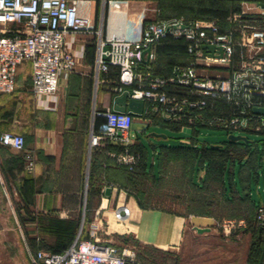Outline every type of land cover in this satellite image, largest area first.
Wrapping results in <instances>:
<instances>
[{
    "label": "crops",
    "instance_id": "obj_1",
    "mask_svg": "<svg viewBox=\"0 0 264 264\" xmlns=\"http://www.w3.org/2000/svg\"><path fill=\"white\" fill-rule=\"evenodd\" d=\"M160 1L106 0L103 3L90 0L79 3L82 15L92 19V30L89 34L79 33L69 38L76 68L70 75L60 78L58 102L46 108L33 96L29 62L21 63L17 69L14 93L0 94V136L11 132L22 135L25 142L22 151L0 145V224L17 231L21 248L17 257L28 264H32V256L39 249H64L77 237L89 239L92 225L99 242L133 250L140 264H239L240 251L243 264H249L247 257L254 235L262 240L260 264H264V230L260 231L264 226L255 218L192 212L217 211L223 206L243 208L244 203L252 212L264 207V115L249 121L239 132L225 131L227 136L246 137L260 152L256 158L245 155L240 160L227 162L219 173L213 171L208 161L196 158L183 170L177 158L167 155L164 160L160 152L163 148L180 146L222 147L232 141L226 138L212 143L199 136L201 129L223 130L201 126L181 128L180 125L176 129L167 124L147 125L136 120L144 128H132L134 142H140L149 153L148 164L152 171L149 198H140L138 189L128 185L126 166L110 156L121 153L110 147L112 144L90 151L91 132L106 131V121L98 117L97 112L114 109L121 96L113 91L119 77L115 69H111L106 83L95 84L93 73L99 41L107 38L138 41L146 23L174 19L186 23L206 21L198 16L200 4L206 0H185L193 4V9L187 8L185 13L171 14L167 18L160 15ZM250 2L258 8L253 13H236L241 17L235 22L232 20V26L239 28L256 21L264 27V0ZM252 16L258 20H251ZM235 31L232 30L239 41L240 35ZM165 46L169 43L160 47ZM158 48H152V59L144 62L145 68L150 69L152 62L155 66L162 62L160 58L164 57L156 52ZM241 50L238 47L236 64ZM189 61L186 58L183 64L172 67L167 77L157 76L172 77L177 68ZM26 75L28 88L25 87ZM27 100H31L32 106ZM142 108L144 110L145 105ZM150 126L170 131L189 129L188 141L171 145L148 140L146 145L137 135ZM154 134L149 136L166 139L164 135ZM27 156L31 166H28ZM164 161L167 166L163 165ZM230 222L232 227H229Z\"/></svg>",
    "mask_w": 264,
    "mask_h": 264
},
{
    "label": "built area",
    "instance_id": "obj_2",
    "mask_svg": "<svg viewBox=\"0 0 264 264\" xmlns=\"http://www.w3.org/2000/svg\"><path fill=\"white\" fill-rule=\"evenodd\" d=\"M88 1L0 0V94L14 93L17 69L29 62L33 96L46 108L58 102L60 78L76 68L69 38L92 30L91 17L82 15L79 6ZM240 17L236 15L232 20ZM235 32L240 35L239 41L234 32L221 30L213 21L186 23L174 19L148 23L138 41L100 40L93 73L95 84L106 83L109 68L115 67L119 77L113 91L118 95L127 93L129 99L142 102L145 109L139 114L115 109L97 112L106 121V131L91 132L90 151L107 144L121 147V153L110 156L131 170L138 162V155L129 150L134 143L132 125L136 120L152 124L146 114L181 128L215 127L228 133L239 132L256 120L254 108H264V27L251 22L240 25ZM167 37L184 40L190 61L165 79L140 66L146 60L143 53L150 49L149 63L152 48ZM204 46L214 49L209 53ZM238 47L243 51L236 64ZM24 143L19 134L6 132L0 136V145L15 151H22ZM256 221L264 226V207L257 208ZM95 229L92 225L89 239L77 237L63 253L37 250L32 264H140L133 250L99 242Z\"/></svg>",
    "mask_w": 264,
    "mask_h": 264
},
{
    "label": "trees",
    "instance_id": "obj_3",
    "mask_svg": "<svg viewBox=\"0 0 264 264\" xmlns=\"http://www.w3.org/2000/svg\"><path fill=\"white\" fill-rule=\"evenodd\" d=\"M205 3V4H203ZM223 1L222 0H206L205 2H201L200 4V13L199 18H207V17H214V18H223L227 15V8L225 6L223 7ZM187 8L193 9V4L186 2L185 0H162L160 1V15L164 18H167L171 14H181L185 13ZM199 6L197 4L196 9L198 10ZM195 9V8H194ZM196 10V11H197ZM148 24V23H146ZM164 43H169V46L160 47ZM159 48L157 49V53H162V57L160 60V64L157 66L154 65V62L150 63L149 67L150 69L145 68V66L142 64L140 66V69L143 71L149 70L153 76L158 77L157 75H161L162 77H167L166 75L169 74L172 70V67L183 64V62L188 59H190V56L187 51L186 44L184 40H172L171 38L167 37L163 39L159 44H157ZM160 49V50H159ZM167 60L165 61V57H167ZM164 60V62H163ZM163 68V69H162ZM111 69H115V71H119L115 67H110L109 72L107 73V77L109 78L111 74ZM164 72L162 73V71ZM118 80L115 82V85L117 84ZM146 117L150 118L152 120V124L160 123V124H167L170 125V128H176L178 129V125H173L171 123H165L159 119H157L152 114H146ZM177 126V127H176ZM113 149H117L118 152H122L123 148L118 147L116 145H110ZM130 152L138 155V162L135 166L129 170L128 167H126L127 170V176H128V185L131 188L138 189V195L140 198H146L150 197V189H149V183L152 176V171L150 169V165L148 164V151L146 148L139 142H134L133 145L130 147ZM260 151H258L257 145L254 143H242V142H226L222 147L219 148H184V147H176V148H163L160 152V155L164 157V160L167 155H171L172 158H177L179 160L180 166H182L183 170H186L190 167V164H192L193 159H199L200 161L206 160L208 161L212 169L215 173H219L220 170L225 166L227 162H231L234 160H237L245 155L249 156V158H256L257 154ZM170 156V157H171ZM166 164V165H165ZM164 166H167V163L164 161ZM224 165V166H223ZM165 169V168H164ZM243 209H245V205L249 209H251L247 203L242 204ZM242 207V206H240ZM258 208V207H257ZM254 211V217L256 221V210ZM239 209L242 208H235V207H226L223 206L221 210H228L233 211V213H226L227 217H236ZM215 211V210H212ZM218 211V210H217ZM237 211V213H236ZM217 214V212H215ZM212 213V214H215ZM238 217V216H237ZM253 217V219H254ZM257 222V221H256ZM264 230V227L262 228V232ZM73 243L69 244V246L64 249H49L53 253H63L65 250H67ZM262 240H258L257 236L254 235V240L249 252V261L251 264H260L262 260Z\"/></svg>",
    "mask_w": 264,
    "mask_h": 264
},
{
    "label": "rangeland",
    "instance_id": "obj_4",
    "mask_svg": "<svg viewBox=\"0 0 264 264\" xmlns=\"http://www.w3.org/2000/svg\"><path fill=\"white\" fill-rule=\"evenodd\" d=\"M223 1V7L227 8V15L223 18H214V17H207L206 21H213L217 26L226 31H234L235 29L238 30L236 26H232L233 23L232 17L236 16V13H239L241 11H245L246 13H253L258 6H255L256 4L251 3L250 0H222ZM247 15V14H246ZM258 20V18H255V16L251 17V20ZM155 20V19H154ZM157 20V19H156ZM159 20H162L159 18ZM164 20V19H163ZM256 22V21H255ZM28 75L25 77V87L28 88ZM25 99H28L26 96ZM28 105L32 106L31 100H27ZM132 128L134 130L143 129L141 123L135 122L132 125ZM150 133L155 134H161L166 136V139L161 138H154L150 137ZM190 134L189 129H185L183 131H170L167 129L159 128L150 126L148 129H145L142 134H138V140H141L143 143H147V141H151L154 144H171V145H179L180 143L185 144L188 141ZM227 138V135L225 131L220 130H208V129H201L200 130V136L199 139H205L209 142L215 143V142H222L225 141ZM147 145V144H146ZM245 209H239L237 216L238 217H245L249 220L253 219L254 212H252L251 209L245 205ZM182 213L183 211H177ZM195 213H202V212H209V213H215L220 214L223 217H226V213H233V211L228 210H218V211H192ZM236 216V217H237ZM255 218V217H254ZM8 226H5L3 224H0V264H28V262L24 261L23 259H19L17 255L19 254L21 248L18 244V234L17 231L8 230ZM243 252L240 251V262L239 264H243V258H242ZM249 261V252L247 257V263Z\"/></svg>",
    "mask_w": 264,
    "mask_h": 264
},
{
    "label": "water",
    "instance_id": "obj_5",
    "mask_svg": "<svg viewBox=\"0 0 264 264\" xmlns=\"http://www.w3.org/2000/svg\"><path fill=\"white\" fill-rule=\"evenodd\" d=\"M207 52L211 53L213 51L212 46H204L203 47ZM221 52V49H220ZM143 54H146V60L144 61L145 63H148V57L150 54V49H147ZM143 103L139 101H135L132 99H129L127 96V93H123L119 98L116 100V105L114 107L115 110L120 111V112H125L127 110L132 111L135 114H139L142 111ZM254 113L258 115H264V108H254ZM156 135V134H154ZM228 141L232 142H244L248 143L249 140L246 139V137L242 135H234V134H229L227 136ZM106 193H109V189L106 191ZM262 226L260 227V231H262Z\"/></svg>",
    "mask_w": 264,
    "mask_h": 264
}]
</instances>
